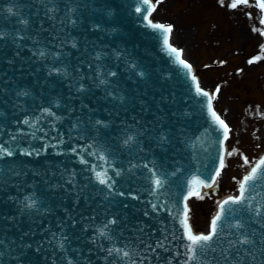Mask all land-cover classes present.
Wrapping results in <instances>:
<instances>
[{
    "label": "water",
    "instance_id": "water-1",
    "mask_svg": "<svg viewBox=\"0 0 264 264\" xmlns=\"http://www.w3.org/2000/svg\"><path fill=\"white\" fill-rule=\"evenodd\" d=\"M25 1L36 5L35 12H28L33 25L24 26L3 13L8 27H0V36L11 38L0 44V74L9 79L0 80V93L13 81L17 87L4 88L11 93L0 98L5 115L0 144L6 139L12 143L7 147L13 146L0 154V163L8 169L0 173V264H264L260 163L247 182L243 202L225 205L209 242L213 253L193 245V258L182 225L186 178L180 173L172 183L169 177L177 166H185L186 175L198 168L210 179L222 155L223 131L208 117L206 98L181 80L184 68L164 48V32L149 28L148 4L59 0L60 10L49 13L52 0ZM74 2L95 6L102 15L91 17L88 10L79 19L69 11ZM18 4L0 0V9ZM107 11L112 13L109 21ZM68 18L79 19L83 29L67 33ZM106 28H116L117 36L106 34ZM17 33L24 37L21 44L12 42ZM70 36L81 41V49L62 66L47 64L50 58L38 61L39 48L25 43L43 39L51 55L55 47L65 52ZM58 70L66 77L53 75ZM107 77L108 87L99 86ZM111 91L114 98H109ZM83 118L90 124H82ZM73 123L80 127L73 130ZM150 132L157 142L166 138L175 145L141 153L133 144L122 143L129 133L143 138ZM102 159L124 166L119 183L127 187L113 191L116 201L103 198L112 182L99 187L94 181V165ZM203 159L207 168L199 167ZM130 160L138 168H128ZM73 176L77 184L67 181ZM160 177L165 181L157 187ZM27 196L40 197L42 208L25 212ZM245 239L248 242L241 243Z\"/></svg>",
    "mask_w": 264,
    "mask_h": 264
},
{
    "label": "rangeland",
    "instance_id": "rangeland-1",
    "mask_svg": "<svg viewBox=\"0 0 264 264\" xmlns=\"http://www.w3.org/2000/svg\"><path fill=\"white\" fill-rule=\"evenodd\" d=\"M230 3L232 0H170L153 16L181 34L189 33L179 45L204 88L219 90L216 108L233 128L219 192L191 201L190 217L199 231L207 230L217 197L234 193L243 173L264 151V39L252 30L255 22L261 30L259 14L250 5L234 12Z\"/></svg>",
    "mask_w": 264,
    "mask_h": 264
},
{
    "label": "snow or ice",
    "instance_id": "snow-or-ice-1",
    "mask_svg": "<svg viewBox=\"0 0 264 264\" xmlns=\"http://www.w3.org/2000/svg\"><path fill=\"white\" fill-rule=\"evenodd\" d=\"M159 2H161V0H157V3H159ZM221 2H223V0H221ZM144 3L149 5V14H150L151 11L154 10V7L150 4V0H144ZM248 3H249V0H232V3H230L229 6L232 7V8H236V7L240 6V5H247ZM257 6L262 11H264V0H257ZM9 11H11V10H9ZM137 11H140V9H137ZM145 19H147V17H145ZM260 22H261V24H264V17L261 18ZM149 24H150L151 27H153L155 29L162 30L165 34H168V33H170L172 31L171 25L152 24L151 21H149ZM253 31H257V29H253ZM261 35H264V32H261ZM167 43H168V40H167V35H166L165 44H167ZM168 46H169V48H171V45H168ZM171 51L173 53H176L177 56H179L181 54V50H177L175 48H171ZM181 63H183L185 65V67H188V68L191 67L190 65L186 64L182 60H181ZM250 63H251V61H250ZM113 75H114V73H113ZM197 88H198V91H200L202 95H205V96L209 95L207 92H203L202 90H200L199 86H197ZM217 91H219V90L217 89ZM210 103H211V101H209V104ZM213 115L215 116L216 114L213 112ZM216 119L224 127V129H225V138H227V132L229 131L227 124L223 120H221L219 118V116H216ZM25 123H27V121H25ZM0 154H4V149L2 147H0ZM6 154L7 155H12L11 151H8ZM223 166H224V162H223V158H221V168ZM260 167L264 168V159H262L260 161ZM257 172H258V169L257 168H253L252 169L253 175L245 177L244 182H242L241 185H240V193H241V195L239 197H236V198L230 197L228 200L224 201L223 204H221L220 212L213 219V221L211 223L210 233L207 234V235H205V234L193 235L191 226L188 223L189 217H188L187 205H185V213H184V219L182 220V225L185 228V234H186L187 239L191 242L190 251L193 252V258H194L195 248L192 247V246L195 245V246L203 247V246L207 245L215 237V235L217 233V223H218V221L221 219V217L223 215L224 205H226L228 203H233V204L242 203L243 200H244V193L246 191L247 182L252 180V179H254V176H255V174ZM217 175H219V173H217ZM105 176H106V173H105ZM97 179H98L99 183L107 185L108 184V179H111V178L110 177H108L107 179L101 178L100 174L97 173ZM155 184H156L157 187H159L160 184H161V181L160 180H156ZM108 186L111 187V185H108ZM206 186L210 187V185H206ZM192 195H197L198 198H202V197H199L198 193H192ZM110 223H114V221H112ZM101 234L103 235L104 233L102 232ZM247 242L248 241L246 239L241 241V243H247ZM109 251L111 253L112 250H109ZM124 256H128V253L124 252Z\"/></svg>",
    "mask_w": 264,
    "mask_h": 264
},
{
    "label": "bare ground",
    "instance_id": "bare-ground-1",
    "mask_svg": "<svg viewBox=\"0 0 264 264\" xmlns=\"http://www.w3.org/2000/svg\"><path fill=\"white\" fill-rule=\"evenodd\" d=\"M155 1H153V3H154ZM169 2H170V0H167V1H165L164 3H162V4H160L159 5V8L161 9V8H163V9H165L167 6H168V4H169ZM155 5V4H154ZM241 7H243V5L241 6H238V7H236V8H232L231 7V9H233L232 11H234V12H237ZM253 7L255 8V12H257L258 14H259V20H260V17H261V12L259 11V10H256L257 9V5H254L253 4ZM259 11V12H258ZM258 25H259V21H258ZM258 26H257V23L255 22V24H253V26H252V30L253 29H257V31H254V34H257V33H260L261 34V30H259L258 28H257ZM258 35V34H257ZM187 37H189V33L188 32H183L182 34L179 32V30L176 28V27H174V29H173V31H172V34H171V36H170V42H171V44L172 45H174V46H176L177 48H181L180 47V45L179 44H184V41H182V39L183 38H187ZM184 58H185V56H183ZM202 85V84H201ZM212 96L214 97V94L212 93ZM219 97H220V93H219V95H218ZM217 99H218V97H217ZM230 132H231V130H230ZM224 171H225V169H224ZM223 171V172H224ZM222 172V173H223ZM217 184H219V180H217V183L215 184V186L217 185ZM191 219V217H190V215H189V220Z\"/></svg>",
    "mask_w": 264,
    "mask_h": 264
}]
</instances>
